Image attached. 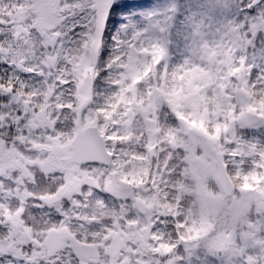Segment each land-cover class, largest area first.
<instances>
[{
  "label": "snow or ice",
  "instance_id": "snow-or-ice-1",
  "mask_svg": "<svg viewBox=\"0 0 264 264\" xmlns=\"http://www.w3.org/2000/svg\"><path fill=\"white\" fill-rule=\"evenodd\" d=\"M0 264H264V0H0Z\"/></svg>",
  "mask_w": 264,
  "mask_h": 264
}]
</instances>
